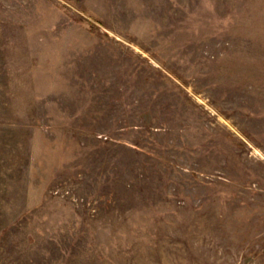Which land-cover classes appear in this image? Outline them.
Returning a JSON list of instances; mask_svg holds the SVG:
<instances>
[{"label":"rangeland","instance_id":"rangeland-1","mask_svg":"<svg viewBox=\"0 0 264 264\" xmlns=\"http://www.w3.org/2000/svg\"><path fill=\"white\" fill-rule=\"evenodd\" d=\"M0 264H264V0H0Z\"/></svg>","mask_w":264,"mask_h":264}]
</instances>
